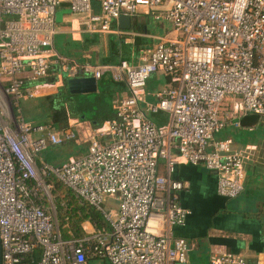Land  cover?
Here are the masks:
<instances>
[{"label": "built area", "instance_id": "obj_1", "mask_svg": "<svg viewBox=\"0 0 264 264\" xmlns=\"http://www.w3.org/2000/svg\"><path fill=\"white\" fill-rule=\"evenodd\" d=\"M62 3L90 34L112 33L120 17L134 16L141 6L166 7L154 18L169 23L175 37L144 52L135 66L69 65L52 49ZM55 57L65 77L98 81L107 73L128 95L113 104L106 126L86 135L85 155L38 166L35 157L48 144L75 139L73 131L59 135L20 114V103L37 97L35 83L47 77ZM156 74L168 86L147 102L144 88ZM159 112L167 116L164 125L147 116ZM246 115L264 122V0H99L97 12L92 0H0L1 264H86L88 258L187 264L188 244L174 230L190 212L180 203L183 183L171 178L175 164L202 165L216 175L220 197L237 199L250 149H233L214 136ZM50 178L96 211L105 226L63 240ZM108 201L112 205L104 208ZM208 264L247 262L216 246Z\"/></svg>", "mask_w": 264, "mask_h": 264}, {"label": "crops", "instance_id": "obj_2", "mask_svg": "<svg viewBox=\"0 0 264 264\" xmlns=\"http://www.w3.org/2000/svg\"><path fill=\"white\" fill-rule=\"evenodd\" d=\"M165 8L149 11L141 6L134 16L129 17L127 24L122 23L129 28H122L117 21L112 33L90 34L84 30L81 20L69 13L66 3H62L56 12L52 49L55 56L64 58L69 65L76 63L112 66L120 61H126L133 66L138 65L144 52L150 51L159 42L175 37L169 23L154 18ZM55 59L56 57L51 59V69L47 77L35 83L39 85L37 97L20 103V114L28 123L49 126L59 135L68 130L80 133L81 139L73 141V144H70L71 142L62 144L64 149L48 144L35 157L38 166L42 163L59 166L71 158L85 155L86 135L106 126L113 117V104L128 95L126 87L113 82L107 73L95 81V94L69 95L61 64ZM32 85L34 84L28 83V86ZM167 86V78L159 74L151 76L144 88V100L153 102V96ZM65 95L69 98L81 96L83 104L80 105L86 109L88 107L97 109L98 116L87 119L84 116L81 118V115H70L68 104L70 100L65 98ZM49 101H52L50 106L47 103ZM43 105L46 106V111L50 110L48 114H45L46 111L40 112ZM63 107L67 114L65 125L60 122V115L55 117L57 109L63 111ZM149 119L159 125L167 122V116L163 112ZM259 122L258 118L246 115L228 121L222 130L227 136H223L222 140H228L231 147L236 150L250 149L252 155L251 160L244 164V189L237 199L227 200L220 197L216 192V175L202 165L193 166L184 162L175 164L171 178L183 183L180 203L190 212L184 226L174 230L175 235L185 239L188 244L187 264H208L210 251L216 246L240 254L247 264H264V137H261L258 143H252L254 139H249V132H252ZM39 135L40 133H37L34 136ZM215 138L221 139L218 135ZM72 146L76 148L75 156L70 155L65 161L58 157L59 152ZM107 204L110 207L112 202L108 201ZM82 228L86 236L97 230L90 220L85 221ZM86 264L108 263L88 258Z\"/></svg>", "mask_w": 264, "mask_h": 264}, {"label": "trees", "instance_id": "obj_3", "mask_svg": "<svg viewBox=\"0 0 264 264\" xmlns=\"http://www.w3.org/2000/svg\"><path fill=\"white\" fill-rule=\"evenodd\" d=\"M92 5L95 12H97L99 10V0H92ZM62 113L63 111L60 109L58 112L61 116L60 122H62V125H65L66 115H62ZM49 183L52 184L51 195L54 200L60 237L63 240L82 239L85 237L86 233L82 228V224L87 220L92 221L94 227L97 229L105 226L104 220L96 211L88 205L81 203L60 182L54 178H50ZM33 258L34 260L38 259V252H35Z\"/></svg>", "mask_w": 264, "mask_h": 264}, {"label": "rangeland", "instance_id": "obj_4", "mask_svg": "<svg viewBox=\"0 0 264 264\" xmlns=\"http://www.w3.org/2000/svg\"><path fill=\"white\" fill-rule=\"evenodd\" d=\"M64 97L65 98H69L68 95H65ZM69 100L70 101L68 102V104L70 105V108H69L70 115H72V116L73 115H78V116L81 115V118H82V116H84L87 119H89L91 117H95V116L97 117L98 116L97 109H95V108L92 109L91 107H88L86 109L85 107H83V105H80V104H83L82 103L83 98L81 96H70ZM47 103L49 104V106L52 105V101H49ZM45 108H46V106L43 105L41 110H40V112H45L46 111V110H44ZM63 111H64V107H63ZM49 112H50V110L46 111L45 114H48ZM58 112H59V110L57 109L55 117H58L60 115V114H57ZM63 113L67 116L65 111ZM147 116H148V118H151L150 115H147ZM261 122L262 121L260 120V122L257 123V126L255 127V129H253L252 132H249V139H254L252 141L250 140L252 143H258L259 139H261V137H264V122L263 123H261ZM74 133H75L74 141H79L81 139V134L80 133H76V132H74ZM223 133H224V131H222L220 134H218V137L221 138V139H216L215 138L216 135L214 136V139L215 140H222L224 137H227ZM70 144H73V143L71 142ZM62 146L63 145H60V146H57V147H60V149H64V147H62ZM76 153H77L76 152V148L74 146H72V147H69V148L59 152L58 157H60L63 161H65L70 155L75 156ZM107 207H108V204H107V202H105L104 203V208H107ZM208 258H209V256H208Z\"/></svg>", "mask_w": 264, "mask_h": 264}, {"label": "water", "instance_id": "obj_5", "mask_svg": "<svg viewBox=\"0 0 264 264\" xmlns=\"http://www.w3.org/2000/svg\"><path fill=\"white\" fill-rule=\"evenodd\" d=\"M129 16H122L118 20L122 28H129L123 26L122 23L129 22ZM65 86L69 95H90L96 92V82L93 78H69L64 76ZM0 264H1V244H0Z\"/></svg>", "mask_w": 264, "mask_h": 264}]
</instances>
